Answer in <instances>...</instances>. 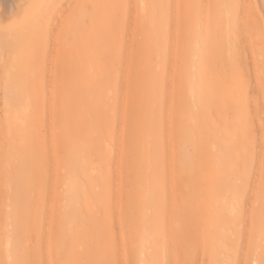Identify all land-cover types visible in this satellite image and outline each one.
I'll use <instances>...</instances> for the list:
<instances>
[{
  "label": "rangeland",
  "instance_id": "1",
  "mask_svg": "<svg viewBox=\"0 0 264 264\" xmlns=\"http://www.w3.org/2000/svg\"><path fill=\"white\" fill-rule=\"evenodd\" d=\"M7 1L0 3V10L14 6L17 12L12 18L6 16L11 20L1 21L0 18V224L5 232L0 231V264H37V241L24 247V257L14 243L9 255L4 244L8 230L15 223L11 206L15 183L11 175L19 162L16 157L6 158L4 150L9 143L16 142L22 133L21 120H25L36 106L47 111L42 117L46 138L42 149L47 166L45 179H42L43 194L46 197L50 177L54 174L52 181L60 183L55 187L56 201L53 203L60 213L71 210L70 220L61 217L60 224L48 225L50 235L52 233L56 240L47 245L49 248L40 257L39 264H72L75 253L87 250L85 243L74 244L69 233L71 225L77 236H84V226L79 221L92 195L78 191L87 181L77 175L81 164L87 167L89 175L90 169L96 168L93 177L101 178L92 179L93 189L105 191V196L113 200L112 203L109 199L111 216H115L112 219V251L118 256L124 255L130 264H140L139 258L147 250H160L158 257L164 264H264V51L261 57L257 54V46L263 43L264 37V0H145V10L141 0H73L70 6V0L67 4V0H51L50 11L56 12L50 15L53 20L48 21L45 10L43 18L40 9L37 12L38 0ZM242 2L247 15L250 17L251 11L256 12L255 17L260 20V28L254 36L250 18L236 16L235 8ZM49 25L53 27L51 35ZM41 28L44 30H39ZM84 31L93 39L101 37L99 32L103 34L102 39H111L112 59L125 83L105 81L102 71L94 75L97 64L93 62L89 66L92 71L88 73L97 78L89 82L84 91L80 84L88 53H95L99 48L97 40L91 44L87 42ZM33 37L41 41L36 38L34 41ZM36 41L41 48L43 46L42 51ZM197 41H202L204 53L198 52ZM78 44L80 50L74 49ZM105 50L102 48V52ZM70 52L72 61L68 60ZM238 66L244 83L241 91L232 96L229 95L230 83L224 84L227 82L225 76H234ZM207 72L213 74L214 87L227 89L224 95L220 91L213 95L212 111L206 106L195 105L197 100L201 102L204 98L201 77ZM191 87L196 89V100L190 96ZM31 96H37L36 100L20 101ZM232 97L234 108L242 112L229 117ZM106 101L114 105L122 120L116 135L121 152L103 164L89 158L93 147L89 141L92 135L103 138L105 129L99 124L98 116L108 108ZM193 110L208 120L206 147L210 154L203 158L206 164L221 175L220 169L227 165L235 167L233 178L226 182L233 186L229 192L221 194L213 186L214 171L205 168L199 160L198 153L203 147L200 150L197 146L190 148L183 139L179 140L184 134L190 136L192 127L198 124L197 117L192 118ZM85 115L92 119L95 115L97 119L91 122V126L96 125L95 129H88ZM16 118L18 121L22 118L20 123ZM150 128L157 135L154 145ZM65 132L68 137L63 136ZM235 134L242 144L241 159L232 144ZM133 136L142 137L138 150L133 145ZM218 138L222 145L216 142ZM101 148L106 156L114 154V145ZM173 149L176 150V163L166 154V150L169 154ZM149 160L162 166L164 162L172 163L169 167L175 175L173 179L165 173L164 178L157 180L152 165L147 164ZM237 162L242 163L245 171L237 168ZM64 182L69 186H63ZM94 182L100 183L98 188ZM70 185L76 188L71 190ZM147 190L154 192L147 201V208L150 207L147 211L153 213H150V222L147 220L151 225L148 232L144 230ZM28 193L26 206L34 210L32 196L35 194ZM85 196L87 201L84 202ZM220 196L225 202H217ZM98 208L92 206L93 212L99 214ZM159 233L165 235L162 243L165 246L156 244ZM147 235L151 240L146 242ZM81 262L86 263L84 259ZM119 264H123L122 258Z\"/></svg>",
  "mask_w": 264,
  "mask_h": 264
},
{
  "label": "bare ground",
  "instance_id": "2",
  "mask_svg": "<svg viewBox=\"0 0 264 264\" xmlns=\"http://www.w3.org/2000/svg\"><path fill=\"white\" fill-rule=\"evenodd\" d=\"M4 1H5V4H6V2H9L7 0H0V3L2 4V3H4ZM12 1H10V2H12ZM50 1L51 0H49V1L48 0H38V4H37L38 6L36 7L37 8V12L40 9L39 11H41V17L45 16L44 15V11H43V10H45V14L48 15V17L46 16L47 19L45 17V19L47 21L48 20H53L52 19L53 15L51 16L52 18H50V15L52 13L51 12L52 10L50 11V8H49L52 5L51 4L52 1L51 2ZM60 1H62V0H60ZM71 1H73V0L69 1V3H68L69 6L73 5V2H72V4H70ZM66 2H68V0L65 1V3ZM55 3H56V1H55ZM141 3H142V9L145 10L146 9V1L145 0H141ZM13 4H14V2H13ZM47 5H49V6H47ZM254 5H255L256 10L258 12V4H257V2ZM46 6L49 8L50 14L47 12L48 8ZM42 7H45V9H43ZM9 8L6 9V10L3 9L2 11L0 10L1 21H4L5 18L11 20L13 14H15V12H17V9L14 6H10ZM51 8H53V7H51ZM235 10H236V16L237 17L242 16L243 18H246V19L248 18V20L250 18L249 22H250V25H251L252 34L254 36V32L257 31V29L260 28V20L255 17V15L257 13L251 11L250 12V17H249V15H247L245 4L243 2L241 4L239 3V5L235 8ZM54 11H53V13L56 12V11L55 12ZM35 15H37V14H35ZM38 15H40V14L38 13ZM258 15H259V13H258ZM6 16H9L11 18H8ZM41 17H40V19H41ZM26 19H28V18H26ZM37 19L38 18L36 17V20ZM45 19H43V20L45 21ZM15 21L16 20H13L12 22L15 23ZM47 21H45V22H47ZM45 22H43V24ZM9 23H11V22H9ZM262 23H263V26H264V22L263 21H262ZM2 25H4V24L2 23ZM50 25H51V23H50ZM40 27H44V25L40 26ZM52 28L53 27H51L50 32L52 31ZM21 30H23V29L20 28V31ZM31 30H33V29H31ZM39 30H42V28L39 29ZM28 32H29V29H28ZM39 32H40L39 34L42 33L41 31H39ZM84 32H85V35H84L85 39L87 38V42L88 43L90 42V44H91V42L93 43L94 41L97 40L96 43L99 46L98 50L95 53H88V60H87V65H86V67L84 69L83 81L80 84V85L84 86V91H86L85 87H87L89 82H92L93 79L95 80L97 78L96 76L100 75V71L105 73V78H106L105 81L108 80L109 82L117 83L119 85L125 83L126 81L124 79V76L120 74L119 68H116L115 63L113 62V59H112V54H111L110 45H109L111 39H108V38L102 39L103 38V34L100 33V32L98 34H100L101 37L99 39H97V38L93 39V36H90L88 34V32H86V31H84ZM46 33H48V31ZM51 34H52V32L50 33V35ZM262 34L264 36V31L262 32ZM28 37H30V36H28ZM9 38H11V37L9 36ZM33 38H34V41H35V38L38 40V37H33ZM40 38H42V37H40ZM50 39H51V36H50ZM262 40H263V43L261 45L257 46L258 47V53L257 54L259 55V57L262 56L261 53H263V51H264L263 50L264 49V37L262 38ZM32 41H31L30 45H32V43H33ZM39 41H41V40H38V42ZM38 42L36 41V46H38V48H39L41 45L40 46L37 45ZM78 42H81V40L78 39ZM79 44H78V46H74V49L75 48L79 49V47H80ZM197 44H199L198 52L200 51L201 53H204L205 48L202 45V41H197ZM40 48H39V50H40ZM42 48H43V46H42ZM42 48H41V51H42ZM102 48H105L106 50L102 52ZM82 49H83V47H82ZM72 50H73V48H72ZM68 51H69V49H68ZM67 54H68V52H67ZM69 54L70 55H68V58H69L68 60L72 61L74 59V58L71 59L72 53L70 52ZM260 54H261V56H260ZM77 60H78V57H77ZM154 60H156V59L154 58ZM93 62H96V64H97V65H95V67H97L95 69L96 73H94V75L96 74V76H90L91 74L89 75V73H88V72L92 71L91 70L92 68L89 71V66ZM238 65H239V63H238ZM240 65H241V63H240ZM237 68L238 69L236 71H238L239 73L236 72L235 75L232 76V77L225 76V80L227 82L224 83V84L227 85V84L230 83L229 95H232V96H236V94L241 91V88H243V83H244L242 81L241 75H240V71H241V70H239L240 66H238ZM192 70H195V66H193ZM74 72L76 73V71H74ZM34 74H35V72H34ZM213 80H214V78H213V74L211 72H207L201 77V86L200 87L203 90L204 98L201 100V102H200V100H197V102L195 103L196 106H201V107L202 106H206V107H208L209 111H212V109H213L212 105L215 104L213 95L217 94L218 91H220L221 95H224L225 92H227L226 91L227 89L223 90L222 86L214 87V81ZM35 87H38V86H35ZM262 87H264V84H263ZM27 88H28V86H27ZM48 91H50L49 87H48ZM28 92H29V90H28ZM90 93H92L91 90H90ZM189 93H190L191 98L196 100L197 93H196V89L194 87H191V89L189 90ZM262 93H263V91H262ZM30 94H31V92H30ZM37 94L39 95L38 91H37ZM85 95H86V93H85ZM107 95L108 94H105V96H107ZM36 98H37V96H35V97L31 96V98H22V99H20V101L28 100V99L36 100ZM109 103H110L109 101H106V104H109ZM234 106H235V100H234V97H232L230 105H229V109H228V113L230 114L229 117L234 116L235 113H237V112H242L240 110H236L234 108ZM28 107L25 110L26 112H27V109H29ZM39 107H40V109H39ZM39 107L36 106L34 111H32L29 114H27V116L25 117V120L24 119L21 120L22 118L19 119V121L20 120L23 121V122H21L22 123V127H21V131H20L22 133H21V135L18 138H16L17 140H16L15 143H13V144L9 143L10 145L7 146V148L4 150L6 152V156H5L6 158H9L10 156H12V157H16V158L19 159L18 164L14 165V169H13V172H12V175H11L12 176V180L15 183V187H14L15 194H13V201L11 202L12 215L14 217L13 220L15 221V223H14L13 227H11V229L8 230L9 231V233L7 234L8 238L5 240V243H4L5 244V248H6L7 251H9V255H11L10 250L12 249V245L14 243L16 246H18L20 248L21 256L24 257L25 256L24 255V252H25L24 247L29 246V243H31V242L35 243L37 241V264H39L40 257L43 254L44 255L46 254V251L49 248L47 245L50 244V242H53V240H56V237H53L52 233L50 235V229L48 228V225L49 224H54V226H56V225L60 224L61 217H64L65 219H68V220H70V218H71V210L68 209L65 213H62V212L60 213L57 210V205L53 203V201H56L55 187L57 188L58 184L60 183V181H57L56 184H55V182L52 181L53 178H54V174H52V175L50 174L51 175L50 183H49L48 188H47L46 197L44 196L43 191H42L43 190V185H42V183H43L42 181L43 180L42 179L45 177L44 176L45 175L44 173L46 172V168L45 167H47L46 166V161L44 160V153H43V149H42L43 143L46 140L45 135L43 134V126H42L43 125V120H42V117H43V115L47 114V111L43 112L42 107L41 106H39ZM105 107H106V105H105ZM41 110H42L43 114L40 113ZM98 112H100V111L98 110ZM213 116H214V114H213ZM194 117H197L196 121L198 122V124L196 126L192 127L191 130H193V131H191L192 132L191 135L188 136V135L184 134L183 136L179 137V140L183 139L185 141V143L187 144V146L190 147V148H191V146H194V147L197 146V147H199L198 150H200V148L203 147V151L202 152L200 151L198 153L199 154V160H200V162L204 163L205 168H208L210 171H214L213 174H212V177H213V180H214L213 182H215V183H213V186L215 185L214 186L215 189L220 190L221 194L229 192L233 188V186H232V184H228L226 182H227L228 179H232L233 178L232 174H233V171H234L235 167L233 168V167H229L227 165L225 167V169H220V171L222 173V175H221L220 173H218L219 171H217L213 166L209 167L206 164V162H205V160L203 158L205 157V155L208 156V154H210V153H208L209 149H207V147H206L207 140H208V136L206 135V132H207V129H208L207 128L208 120L206 121L205 117H203V118L199 117V115H197L196 112L192 116V118H194ZM95 118H96L95 115H94L93 119H92V117H90L88 115H85V121L88 124V129L89 130L90 129H95L96 125L95 126L94 125L91 126V122L95 121ZM19 121L17 119L16 122L18 123ZM98 121H99V124H103L104 125L105 131H104V134L102 133L103 134L102 135L103 138H101V139L93 137V135L91 136L89 142L93 144V147H92V149L90 151L89 158L91 160H93V162H96V163L97 162H101V163L105 164L106 162L107 163L110 162L111 158L117 156L119 154V152H121V150L118 148L119 142L117 141V138H116L117 136L116 135L118 134L117 131L120 129V125L122 123V120L120 119L119 114H118L116 108L114 107V105L109 104L108 108L106 107L102 111L101 115L98 116ZM218 123L220 124L221 121L218 122ZM220 125H222V124H220ZM148 131H149V134L151 136H153V139L151 140V142L153 143L152 145H154V143L157 140L156 131H153V128H150ZM63 136L64 137H68L67 132H65L63 134ZM236 136L237 135L235 134L234 138H232V144H233L234 152H238L239 153L238 157H239V159H241L240 158L241 157L240 152H241V145L242 144H241V141H240L239 137H236ZM83 137L86 138V135L83 136ZM222 138H225V137H222ZM55 139L57 140L58 137H56ZM141 139H142V137H135V136H133V138H132L133 145L135 146V149L137 148L136 150H138L140 148V145H142ZM216 142L218 144H220V145L223 144V142L221 140H219V138H218V140H216ZM166 143H170V142L166 141ZM178 144H181V143H178ZM102 145H105L107 147H110V146L114 145L115 146L114 154L113 155H109V156L108 155L107 156L104 155V152H102V148H101ZM168 146H170V144ZM167 152H168V150H166V154L167 155H170L172 158H174L173 159V163H176V157H175L176 150L175 149L171 150L169 152V154ZM231 155L234 156L233 153H231ZM151 157L152 156L150 155L149 159ZM147 164L150 165V166L152 165L151 166L152 167V171H155V174H157V176H158L157 180H159L160 178H164L165 173L170 179H173V177L175 176L171 172V169L169 167L172 163H165L164 162V164L162 166V164L158 165L154 160H149ZM237 168L244 170L243 169V165L240 162H237ZM86 169H87V167L81 164V167H79V169L77 170V172H78L77 175L79 177L87 179V181L85 180L86 181L85 185L82 188H78V191L79 192L82 191L85 194H88V193L92 194L90 199H89V201L86 200L87 199L86 196L84 198L85 199L84 202L85 201H87V202H86V204L83 207V210H82L83 215L81 216V220L79 221L80 224L82 226H84V232H83L84 236L81 237V238L79 236H77L75 234L74 230H73L74 227L71 226V225H70L69 233H70V236H71V241H73L74 244L80 245L81 243H85L87 245V250L86 251L83 250L82 253H78V254H76L75 251H74L75 257L72 259L74 261H72L71 263L73 264V263L77 262L78 264H82L81 259L82 260L84 259L86 261L85 264H119V262L121 261V258H122L123 264H130L128 258L125 259L124 255H122L120 253V255L118 256L116 252L112 251V246L114 245V231H113V226L114 225H112V223H113L112 219H113V217H115V216H111V213H110V211H112V210H110L111 206H109V204H111V203H109V202H110V200H112V198L109 196L111 198L110 199L107 196H105L106 195V194H104L105 191L104 192H96L93 189L94 186H93V184H91L92 183V179L93 180H99L101 178V176L93 177L95 175L96 168H94L92 170L90 169V172H91L90 175L87 173L88 169L87 170ZM47 170H49V169H47ZM149 170H148V172H149ZM206 172H208V170ZM146 174H147V172H146ZM148 174L150 175V173H148ZM208 174H209V172H208ZM255 174H257L256 171L254 172V175ZM204 176L206 177V175H204ZM77 177H76V179H77ZM144 178H145V176H144ZM188 178H190V177H188ZM255 178H256V176H255ZM114 179L116 180V178H114ZM145 180H147V179H145ZM151 182H153V180L150 181L149 183H151ZM206 182H208V181L206 180ZM76 183L78 184L79 182L76 181ZM87 183H90V184L88 185ZM99 185H100V183H98V182L95 183L96 188H98ZM63 186H69V183L68 182H64ZM163 187L166 188L167 186L165 185ZM74 188H76V187L73 186V185H70V187H69V189H71V190H74ZM78 191H76V192H78ZM152 191L150 193L149 190H147V192L145 194L146 201H145L144 205H145L146 209L144 208V218H145L146 221H145V227H144L145 229L144 230L146 232H148V230L151 228V225H149L148 222H147L148 219H149V222H150V213H151V212L149 213V211H147L150 208V207L147 208L148 207L147 201H148V199L152 198V194L154 193V192L152 193ZM27 192H29L30 194L31 193L35 194L34 196H32L33 197V201L32 202L34 204L33 205L34 210H30L26 206L27 202L25 200L28 197L27 196ZM79 192L77 194H79ZM157 197H158V195H157ZM153 199H154V196H153ZM222 199L223 198L220 196V197H217L216 200H217V202H219V201H223ZM161 200H163V199L161 198ZM171 201H172V199L170 200V203H171ZM223 202H225V201H223ZM112 203H113V200H112ZM161 203L163 204V202H161ZM66 206H68V205H66ZM92 206L99 207L98 208L99 209V214H96L95 212H93ZM112 207H113V205H112ZM77 208H78V206H77ZM77 208H76V211H78ZM115 209H117V208H115ZM115 209L113 208V210H115ZM232 209L234 210V207ZM117 210H119V209H117ZM169 210H170V208H169ZM171 213H172V210H171ZM178 213H179V211H178ZM151 214L153 215V213H151ZM162 217H164V216H162ZM167 217H169V213H168ZM178 217H180V215ZM151 224H152V222H151ZM152 225H155V224H152ZM159 225H161V224H159ZM3 228H4V226L0 224V231L5 233ZM120 230H121V228H120ZM159 232H160V230H159ZM69 233H68V235H69ZM157 235H158L157 236V240L158 241H157L156 244L157 245L160 244V246H161V245H163L162 243H163V241L165 239V235L160 234V233L157 234ZM14 236H16L15 239H14ZM145 240H146V242L151 240L149 235H147L145 237ZM50 245H52V244H50ZM163 246H165V243H164ZM159 251L157 250L155 252H150L149 250H147L146 252H144V254H142V256L139 258L140 264H164V261L160 260L159 257H158V252ZM160 253H162V251Z\"/></svg>",
  "mask_w": 264,
  "mask_h": 264
}]
</instances>
